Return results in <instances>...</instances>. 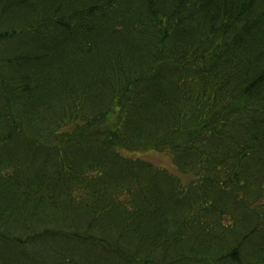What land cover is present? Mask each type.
<instances>
[{
    "label": "trees",
    "instance_id": "16d2710c",
    "mask_svg": "<svg viewBox=\"0 0 264 264\" xmlns=\"http://www.w3.org/2000/svg\"><path fill=\"white\" fill-rule=\"evenodd\" d=\"M0 264H264V0H0Z\"/></svg>",
    "mask_w": 264,
    "mask_h": 264
},
{
    "label": "rangeland",
    "instance_id": "374dc122",
    "mask_svg": "<svg viewBox=\"0 0 264 264\" xmlns=\"http://www.w3.org/2000/svg\"><path fill=\"white\" fill-rule=\"evenodd\" d=\"M124 155L148 161L155 167L165 169L169 173L176 175L183 183L188 181L186 176H182L176 172V169L167 154L147 151L145 153H125Z\"/></svg>",
    "mask_w": 264,
    "mask_h": 264
}]
</instances>
